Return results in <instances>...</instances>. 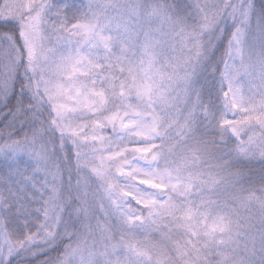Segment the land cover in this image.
I'll list each match as a JSON object with an SVG mask.
<instances>
[{"label": "snow or ice", "instance_id": "obj_1", "mask_svg": "<svg viewBox=\"0 0 264 264\" xmlns=\"http://www.w3.org/2000/svg\"><path fill=\"white\" fill-rule=\"evenodd\" d=\"M0 264H264V0H0Z\"/></svg>", "mask_w": 264, "mask_h": 264}]
</instances>
